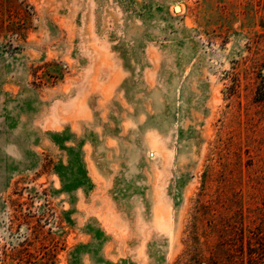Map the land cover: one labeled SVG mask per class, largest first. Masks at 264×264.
<instances>
[{"label":"rangeland","instance_id":"obj_1","mask_svg":"<svg viewBox=\"0 0 264 264\" xmlns=\"http://www.w3.org/2000/svg\"><path fill=\"white\" fill-rule=\"evenodd\" d=\"M262 90L264 0H0V264H264Z\"/></svg>","mask_w":264,"mask_h":264},{"label":"trees","instance_id":"obj_2","mask_svg":"<svg viewBox=\"0 0 264 264\" xmlns=\"http://www.w3.org/2000/svg\"><path fill=\"white\" fill-rule=\"evenodd\" d=\"M259 98L263 101L264 100V90H262V92H260L259 94Z\"/></svg>","mask_w":264,"mask_h":264},{"label":"bare ground","instance_id":"obj_3","mask_svg":"<svg viewBox=\"0 0 264 264\" xmlns=\"http://www.w3.org/2000/svg\"><path fill=\"white\" fill-rule=\"evenodd\" d=\"M176 10H177V11H182L183 9H182V7H181L180 5H178V6L176 7Z\"/></svg>","mask_w":264,"mask_h":264}]
</instances>
